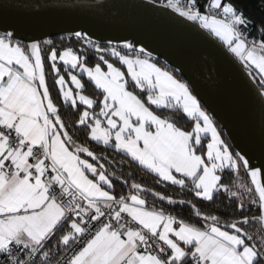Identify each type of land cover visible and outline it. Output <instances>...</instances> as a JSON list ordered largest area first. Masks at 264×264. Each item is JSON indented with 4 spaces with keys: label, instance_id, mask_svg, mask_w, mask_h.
<instances>
[{
    "label": "snow or ice",
    "instance_id": "obj_1",
    "mask_svg": "<svg viewBox=\"0 0 264 264\" xmlns=\"http://www.w3.org/2000/svg\"><path fill=\"white\" fill-rule=\"evenodd\" d=\"M159 11L257 81L259 115L245 147L223 139L202 99L201 85L219 79L215 56L185 66L154 54L150 14ZM53 14L84 19L71 34L81 48L61 51L28 34ZM100 31L113 35L94 39ZM85 79L95 98L83 94ZM62 106L79 114L74 124ZM108 151L155 186L110 174ZM0 264H264V17L238 0L0 7Z\"/></svg>",
    "mask_w": 264,
    "mask_h": 264
},
{
    "label": "water",
    "instance_id": "obj_2",
    "mask_svg": "<svg viewBox=\"0 0 264 264\" xmlns=\"http://www.w3.org/2000/svg\"><path fill=\"white\" fill-rule=\"evenodd\" d=\"M36 0H0V7L9 4L27 6ZM72 2L88 5L92 0H72ZM16 14V9H10ZM175 13L168 15L166 11L150 14L151 31L149 41L156 49L157 55L167 56L174 64L190 65L195 60L182 48L189 45H201L202 52H209L216 58V68L219 79L214 85H201L202 99L216 117L217 123L227 141L238 148L249 144V130L253 119H258L259 108L252 96L253 86L258 84L241 70L239 64H234L223 50L207 40L202 34L193 31L186 24L174 19ZM84 19L71 14H53L41 18L28 29V34L39 40L52 38L60 34H72L80 31L79 25ZM101 35H113L100 31L93 38ZM256 162V161H254ZM111 174V173H110Z\"/></svg>",
    "mask_w": 264,
    "mask_h": 264
},
{
    "label": "trees",
    "instance_id": "obj_3",
    "mask_svg": "<svg viewBox=\"0 0 264 264\" xmlns=\"http://www.w3.org/2000/svg\"><path fill=\"white\" fill-rule=\"evenodd\" d=\"M238 4L240 7L243 8L245 13L248 16L252 17L253 19L259 20L261 17H264V0H238ZM253 35H255V33H253ZM44 40L53 41V45L59 50H63V49L68 48V47H72L73 49H79L82 47V44L80 42H77L75 37L72 36L71 34H60V35H56L52 38H48V39H44ZM41 41H43V40H41ZM45 47H47V46H45ZM257 79H258V77H257ZM49 83H51V77H49ZM84 83H85L84 92L89 94L93 98H95V96L98 95V92L96 90H94V87L92 85L87 83L86 79H85ZM61 114L65 118V122L70 124V125L75 123V121L79 115L78 113L74 112L71 107L65 108L63 106L61 107ZM167 114L168 115H175L173 113H167ZM218 127H219V125H218ZM221 132H222V130H221ZM79 135H80V139L83 140V138H84L83 133L81 132V133H79ZM222 136H223V139L227 140L225 138L223 132H222ZM92 147L94 148V150L98 154H103L105 151L100 146L92 145ZM107 158L113 162L112 167H108V172L111 174H114L120 180L126 179V180H128L129 184L133 180H135V182L142 183L145 187H149V188L155 186V180H154L153 176H151L146 171H144L138 167H135V166L130 167L128 165V161L124 157L119 156L114 152L108 151ZM120 161H123V167L121 166ZM106 167H107V165H106ZM158 190H160L161 192H166L168 194H175V192L177 191L176 189H173V188L164 189L162 186H160L158 188ZM116 191L117 192H123V193L127 194V192L130 191V189H128L127 186H124L122 188L120 183H117ZM147 199H148L149 207L154 205L157 208H159L161 206V202L156 200L154 197L149 195V196H147ZM222 203H223L222 198L217 201V204H222ZM165 207H167V206L165 205ZM208 207H211V206H208ZM183 211L185 214L188 213V209H186V208Z\"/></svg>",
    "mask_w": 264,
    "mask_h": 264
},
{
    "label": "bare ground",
    "instance_id": "obj_4",
    "mask_svg": "<svg viewBox=\"0 0 264 264\" xmlns=\"http://www.w3.org/2000/svg\"><path fill=\"white\" fill-rule=\"evenodd\" d=\"M202 49L201 45H189L182 48V50L193 57L194 60L202 53Z\"/></svg>",
    "mask_w": 264,
    "mask_h": 264
},
{
    "label": "crops",
    "instance_id": "obj_5",
    "mask_svg": "<svg viewBox=\"0 0 264 264\" xmlns=\"http://www.w3.org/2000/svg\"><path fill=\"white\" fill-rule=\"evenodd\" d=\"M66 49V48H65ZM64 50V49H63ZM63 50H61V51H63ZM83 94H85V95H89V94H87V93H85V92H83ZM90 96V95H89Z\"/></svg>",
    "mask_w": 264,
    "mask_h": 264
}]
</instances>
